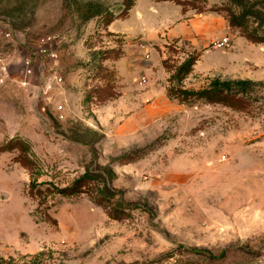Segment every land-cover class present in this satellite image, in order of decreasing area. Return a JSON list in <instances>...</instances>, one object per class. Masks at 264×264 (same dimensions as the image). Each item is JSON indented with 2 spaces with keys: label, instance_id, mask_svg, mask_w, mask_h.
I'll use <instances>...</instances> for the list:
<instances>
[{
  "label": "rangeland",
  "instance_id": "obj_1",
  "mask_svg": "<svg viewBox=\"0 0 264 264\" xmlns=\"http://www.w3.org/2000/svg\"><path fill=\"white\" fill-rule=\"evenodd\" d=\"M186 1L0 0L7 264H264V0Z\"/></svg>",
  "mask_w": 264,
  "mask_h": 264
},
{
  "label": "trees",
  "instance_id": "obj_2",
  "mask_svg": "<svg viewBox=\"0 0 264 264\" xmlns=\"http://www.w3.org/2000/svg\"><path fill=\"white\" fill-rule=\"evenodd\" d=\"M163 1H166V0H163ZM176 2L180 3L183 7L186 6L187 4V1L186 0H182V1H178L176 0ZM185 8V7H184ZM239 17H235L232 19V22L231 24L232 25H237L239 24ZM248 38H250L252 41H256V42H260V43H264V36H258V35H254V34H251V35H247ZM244 81H239V82H236L237 84H243ZM214 86L217 88L216 89V92L219 91L221 92L219 89L220 87H229L231 85V82H223V83H220L219 80H215L214 81ZM89 179H92V177H90L89 174H84L82 175L81 177H79L78 179H76L73 184L71 186H68V187H64V188H61L59 189V192L62 193V194H67V195H72V194H76V193H80V192H83V187H84V181L86 182V180H89ZM101 195H97L95 197V199L98 201V203L100 205L103 204V200H105L104 196V192L102 191L100 193ZM121 212L120 211H117L116 208H112L111 211H110V215L114 216L115 218H120V215ZM180 248H182V245H179ZM183 251H186V252H190V253H193V254H196V255H204V256H208V257H213V253L208 250V249H205V248H187V247H183ZM181 252H182V249H181ZM225 253V251H222L221 255H223ZM165 257H168L170 256V253H166L164 254ZM0 264H7L6 263V260L3 258V257H0ZM138 264V263H137Z\"/></svg>",
  "mask_w": 264,
  "mask_h": 264
},
{
  "label": "built area",
  "instance_id": "obj_3",
  "mask_svg": "<svg viewBox=\"0 0 264 264\" xmlns=\"http://www.w3.org/2000/svg\"><path fill=\"white\" fill-rule=\"evenodd\" d=\"M226 41H227V39L224 42H226ZM221 44H223V43H221ZM25 71L27 74H31L33 72V66L31 63V59H27L25 61ZM58 79H59V77H58Z\"/></svg>",
  "mask_w": 264,
  "mask_h": 264
}]
</instances>
